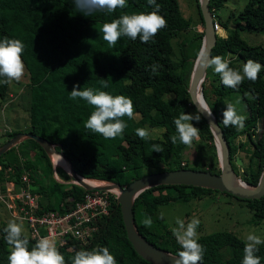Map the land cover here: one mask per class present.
<instances>
[{
  "label": "trees",
  "instance_id": "16d2710c",
  "mask_svg": "<svg viewBox=\"0 0 264 264\" xmlns=\"http://www.w3.org/2000/svg\"><path fill=\"white\" fill-rule=\"evenodd\" d=\"M195 1L203 26L199 2ZM226 1L209 0V9L223 28H228L233 15L225 20L218 15L217 11ZM156 3L160 6L159 15L167 21L165 28L148 43L141 42L139 37L132 40L122 36L111 46L103 39L104 24L124 14L152 12L154 6L148 5L147 0H127L126 8H118L113 13L86 15L76 8L73 0H0V41L6 37L18 39L24 46L22 61L28 77L23 94L29 115L27 131L55 144V149L71 160L76 173L89 180L124 186L142 175L164 170L192 168L220 172L214 136L201 115L199 121H192L199 129V139L193 141L198 152L193 164L184 156L190 147L172 143L171 136L177 135L174 119L184 112L197 114L188 93V83L203 30H187L192 19L183 15L178 0H156ZM233 16L234 28L225 37L217 35L212 58L221 57L229 68L241 75L238 62L260 63L258 79L253 82L245 77L236 88L226 87L220 75L207 66L202 92L229 144L234 172L247 183L256 184L264 163V46L249 44L239 32L264 33V0H247ZM185 31L190 33L188 41L180 47L181 60L176 62L172 58V40ZM151 66H156L155 73ZM102 79L107 80L108 88L101 86ZM8 85L0 82V97L4 100L10 99ZM76 85L81 90L91 88L94 94L105 91L112 96L130 98L139 119L124 116L122 119L127 127L115 139L106 140L91 132L84 125L95 109L83 99H70V91ZM165 95L170 97L165 98ZM235 95L241 96L246 108V114L241 115L245 117L241 130L225 127L217 116L224 99L228 98L229 104H233ZM145 125L161 127L163 131L159 137L141 140L136 129ZM17 132L19 130L8 132L7 139ZM31 142L28 148L17 144L0 155V186L10 179L19 183L20 173L26 171L32 181L31 191L40 195V212L69 210L82 199L86 189L73 182V177L62 167H55L60 174L55 178L48 154L34 140ZM152 145H160L163 151H152ZM8 152L10 156H6ZM237 157L241 165L236 163ZM213 190L185 184L155 185L145 189L133 205L139 233L154 245L178 255L182 248L167 228L168 224L159 218L157 210L171 202L200 198ZM238 199L252 211L253 221L264 219V195ZM147 217L152 220L151 227L143 224ZM95 223L97 229L87 243L70 238L68 244L57 247L65 257V264H72L77 251L101 247H108L117 264H152L143 259L128 240L116 198L111 197L109 213ZM6 227L7 224L0 226V264H8L10 254L5 240ZM22 237L28 239L31 251L38 240L23 233ZM196 239L204 248L203 263L242 264L246 241L233 232L215 231ZM256 247L254 255L264 264V243Z\"/></svg>",
  "mask_w": 264,
  "mask_h": 264
},
{
  "label": "clouds",
  "instance_id": "9594fccd",
  "mask_svg": "<svg viewBox=\"0 0 264 264\" xmlns=\"http://www.w3.org/2000/svg\"><path fill=\"white\" fill-rule=\"evenodd\" d=\"M73 3L81 13L86 15L95 12L113 13L118 8L127 7V0H73ZM147 3L154 6L155 10L147 13L124 14L119 19L104 24L102 27L103 39L111 46H114L122 36L132 40L139 37L141 42L148 43L160 30L167 26V21L162 15H159L160 6L156 0H147ZM221 30H223L222 26ZM23 47L18 39L6 37L0 41V78H4L0 82L11 83L22 78L24 74ZM207 66L213 67L215 73L220 75L222 83L226 87L232 88L241 84L245 77L255 82L262 67L260 63L248 60L244 65L243 75H241L238 71L229 68L228 63L221 57L212 58ZM151 68L155 73L156 66H151ZM100 83L103 88L109 86L105 79H102ZM77 98L83 99L95 109L85 121V128L103 136L106 140L121 136L127 127L122 118L127 116L132 119L134 116L132 100L123 95L112 96L105 91H98L94 94L91 88L81 90L79 85H76L70 91V99L76 100ZM197 102V114L192 115L184 112L174 119L177 135L171 136L173 144L179 142L191 147L193 141L199 139V129L193 125L192 121L200 120L201 110L208 111L202 100ZM244 120L245 117L238 115L232 104L226 105L222 120L225 127H235L237 130H241L244 128ZM214 126V124H210V127ZM136 135L141 140H146L149 133L144 128H137ZM152 151L162 152L163 149L160 145H152ZM162 218L163 216H161ZM143 224L145 227H151V218H145ZM176 224L177 227L173 228L172 231L182 250L178 253L175 264H201L204 248L196 239V229L200 220L192 218L185 225L183 220L177 219ZM4 232L6 233L5 240L10 246L8 264H65V257L47 237L39 239L29 251V241L26 237H22L23 229L20 224L10 221ZM75 235L79 237V233H75ZM246 241L242 264H260L259 257L255 256L254 253L258 250L256 246L264 243V240H261L257 235L249 234ZM72 264H117V261L108 247H101L91 251H77L72 258Z\"/></svg>",
  "mask_w": 264,
  "mask_h": 264
},
{
  "label": "rangeland",
  "instance_id": "374dc122",
  "mask_svg": "<svg viewBox=\"0 0 264 264\" xmlns=\"http://www.w3.org/2000/svg\"><path fill=\"white\" fill-rule=\"evenodd\" d=\"M178 1L183 15L192 19V25L187 30L202 31L203 26L199 22L196 1ZM246 2L247 0H227L217 13L223 20H225L229 15H236L243 8ZM233 15L228 23V28H223L220 33L218 31V35L225 37L231 32L234 28V24L232 22L234 19ZM239 33L240 36L249 44L264 46V33L248 30H240ZM189 34V31L180 32L177 37L172 40V58L174 61L178 62L181 60L180 47L188 41ZM238 65L241 67L243 73L245 63L238 62ZM27 81V71L24 68L22 78L19 81H12L8 85V95L10 99L4 100L0 97V144L5 142L8 132L12 130L25 132L29 127V115L26 110L27 102L25 99L26 97H23ZM169 97L170 95H165V98ZM232 102V105L235 107L238 115L246 114L245 104L241 96L235 95ZM229 103L230 101L228 98L224 99L225 105L223 104V107L219 106L217 110V116L221 122L223 120V112L226 109V105ZM134 118L135 120L139 119V115L134 114ZM144 129H146L149 133L148 137H159L163 131L161 127L150 128L147 125L144 126ZM31 140L32 139L24 138L19 142V144H21L20 146L22 147L24 146L28 148L33 144ZM194 145L197 146V144L193 143V147H190L187 154L184 155L191 160V164L196 161L198 154ZM10 155V152L6 153V156ZM59 160L60 158H57L53 161L51 158L53 167H62L66 170L64 168L65 166L56 164V161ZM206 168H208V166H206ZM54 172L57 175L56 177L59 178V171L57 169H53V173ZM157 214L160 219L161 216H163L161 220H164L168 224L167 228L171 230L172 233V229L177 227V219L183 220L185 225H187L192 218H197L200 220V224L196 229V238L200 235L215 231H230L244 241H246V237L249 234L257 235L261 238V240H264V219L258 220L257 222L253 221L252 211L249 210L244 201L239 200L231 194L229 195L221 191L213 190L209 193H205L200 198H192L188 201H175L165 204L157 210ZM10 221H15L20 224L23 229L22 233L29 236L26 224L23 221L12 217L6 206L0 202V226L3 224L8 225ZM214 258L216 259L215 255Z\"/></svg>",
  "mask_w": 264,
  "mask_h": 264
},
{
  "label": "water",
  "instance_id": "95a60500",
  "mask_svg": "<svg viewBox=\"0 0 264 264\" xmlns=\"http://www.w3.org/2000/svg\"><path fill=\"white\" fill-rule=\"evenodd\" d=\"M198 2L204 23L202 29L203 37L200 49L192 65L188 83V93L196 111H198V100H202L207 108L208 112L201 110L200 115L206 120L214 136L220 167L219 173H212L209 170L179 168L145 174L131 180L124 186L114 182L91 184L89 183L91 180L76 173L71 160L62 152L57 151L55 149V144L31 131H19L0 145L1 155L12 146L19 144L22 139H32L43 148L50 158H52L51 151H54L62 155L68 161L69 169L66 171L73 177V182H76L86 190H108L113 192L116 195V200L120 207L128 240L134 250L143 259L152 264H175L178 255H174L154 245L139 233L134 219L133 205L136 197L145 189L155 185L185 184L226 192L240 199L260 198L264 195V163L256 184H249L236 175L230 161L229 144L217 117L210 110L204 99L202 88L207 73V64L212 58L211 50L216 44L217 33L213 26V14L209 9V0H198ZM199 89L201 91V97H198ZM210 124H214L215 126L210 127ZM236 163L238 165L242 164L239 157L236 158ZM234 177H237L241 181L240 185L233 183ZM201 264L206 263L201 262Z\"/></svg>",
  "mask_w": 264,
  "mask_h": 264
},
{
  "label": "built area",
  "instance_id": "2783aa9c",
  "mask_svg": "<svg viewBox=\"0 0 264 264\" xmlns=\"http://www.w3.org/2000/svg\"><path fill=\"white\" fill-rule=\"evenodd\" d=\"M213 26L216 31L221 30L214 16ZM54 176L58 179L55 172ZM91 181L96 184L103 182ZM2 185L0 202L6 206L10 215L26 224L31 238L39 240L47 237L56 248L68 244L70 238L78 239L83 244L87 243L97 229L95 221L109 213L111 197L116 198V195L108 190H86L82 199L67 211L40 212V195L31 191L32 181L28 172L20 173L19 183L10 179ZM75 233H79V237Z\"/></svg>",
  "mask_w": 264,
  "mask_h": 264
},
{
  "label": "bare ground",
  "instance_id": "6f19581e",
  "mask_svg": "<svg viewBox=\"0 0 264 264\" xmlns=\"http://www.w3.org/2000/svg\"><path fill=\"white\" fill-rule=\"evenodd\" d=\"M217 35H218V33H217ZM203 93V92H202ZM198 97H201V91H200V89L198 90ZM51 157H52V159H53V161L55 160V159H57V158H60L61 160H62V162H63V165L65 166L64 168L66 169V170H68L69 169V163H68V161L62 156V155H60V154H57V153H55L54 151H51ZM89 183H91V184H95V182H89ZM233 183H235V184H237V185H240L241 184V181L237 178V177H234L233 178Z\"/></svg>",
  "mask_w": 264,
  "mask_h": 264
},
{
  "label": "crops",
  "instance_id": "0c3cea01",
  "mask_svg": "<svg viewBox=\"0 0 264 264\" xmlns=\"http://www.w3.org/2000/svg\"><path fill=\"white\" fill-rule=\"evenodd\" d=\"M51 159V158H50ZM57 163L56 164H59V165H61V166H64L63 165V162H62V160L60 159L59 161H56Z\"/></svg>",
  "mask_w": 264,
  "mask_h": 264
}]
</instances>
